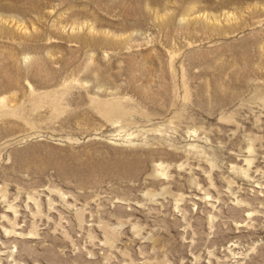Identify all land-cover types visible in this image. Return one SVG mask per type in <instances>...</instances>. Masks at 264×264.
<instances>
[{"label":"rangeland","instance_id":"374dc122","mask_svg":"<svg viewBox=\"0 0 264 264\" xmlns=\"http://www.w3.org/2000/svg\"><path fill=\"white\" fill-rule=\"evenodd\" d=\"M0 264H264V0H0Z\"/></svg>","mask_w":264,"mask_h":264}]
</instances>
